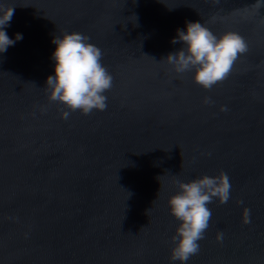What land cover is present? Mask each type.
Segmentation results:
<instances>
[{"label": "water", "instance_id": "obj_1", "mask_svg": "<svg viewBox=\"0 0 264 264\" xmlns=\"http://www.w3.org/2000/svg\"><path fill=\"white\" fill-rule=\"evenodd\" d=\"M0 4L14 7L9 37L23 34L0 53V264H179L167 200L177 181L220 172L230 197L209 203V227L186 264H264L261 0ZM194 20L247 44L208 89L163 59L181 46L175 29ZM65 32L102 51L112 76L102 111L64 119L43 88L51 39Z\"/></svg>", "mask_w": 264, "mask_h": 264}, {"label": "clouds", "instance_id": "obj_2", "mask_svg": "<svg viewBox=\"0 0 264 264\" xmlns=\"http://www.w3.org/2000/svg\"><path fill=\"white\" fill-rule=\"evenodd\" d=\"M264 3V0H261ZM14 14V7L0 4V53L23 38L22 33L7 34L6 28ZM54 45L50 58L52 73L45 77L44 87L50 101L65 109L61 116L67 119L71 111L88 114L107 107L105 92L112 87V76L102 64V51L89 38L77 32H65L51 39ZM171 43L181 46L163 59L177 73L191 72L194 83L208 89L223 80L239 54L247 51V44L237 33H213L200 20L185 21L175 29ZM209 102L205 98V103ZM221 110H226L222 106ZM231 184L226 173L201 175L188 182L177 181V191L167 200L169 214L177 221L173 246L169 249L171 261L186 264L199 251V241L209 227L214 199L226 203ZM244 223L249 222V210L242 211ZM223 240V232L216 235Z\"/></svg>", "mask_w": 264, "mask_h": 264}]
</instances>
